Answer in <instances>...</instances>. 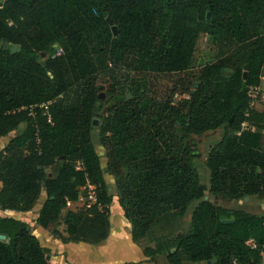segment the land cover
Here are the masks:
<instances>
[{
	"label": "trees",
	"instance_id": "1",
	"mask_svg": "<svg viewBox=\"0 0 264 264\" xmlns=\"http://www.w3.org/2000/svg\"><path fill=\"white\" fill-rule=\"evenodd\" d=\"M202 34L215 43L218 59L204 66L197 89L181 103L158 101L146 83L129 81L134 66L188 71ZM263 75L264 0H4L0 137L13 135L0 151V209L31 211L45 192L40 226L62 222L67 236L57 227L52 233L63 243L106 241L114 194L91 139L95 117L103 116V133L111 134L103 139L108 170L133 241L148 237L167 204L192 207L187 231L143 248L151 261L165 254L170 264H262L264 213L210 200L191 136L229 128L208 155L210 195L263 200L264 103L255 109L248 94ZM89 182L97 201L67 209ZM0 234L7 235L0 239V264H51V249L29 223L0 218Z\"/></svg>",
	"mask_w": 264,
	"mask_h": 264
},
{
	"label": "rangeland",
	"instance_id": "2",
	"mask_svg": "<svg viewBox=\"0 0 264 264\" xmlns=\"http://www.w3.org/2000/svg\"><path fill=\"white\" fill-rule=\"evenodd\" d=\"M4 0H0V4L3 3ZM218 59V52L215 43L210 39L208 34H202L196 43V49L193 57V62L191 67L188 71L184 73L178 72H170V73H157L153 71L149 67H141L138 68L131 67V76L129 81L132 82H141L146 83L147 90L150 95L154 96L158 101H164L167 99H171L174 105L178 104V102H182L184 99L189 97V91H195L197 89L196 84L201 81L200 74L202 69L205 65L211 64ZM223 74L226 76H231L233 74V70L224 68ZM243 74L245 70L242 71ZM129 82V83H130ZM101 89L99 90L100 95H105L107 92V87L102 80L99 81ZM254 87V86H251ZM249 87V89H251ZM258 90H255L254 94L256 95L255 103L252 105L255 109H261L264 103V75L261 77V85L258 86ZM188 91V92H184ZM94 120H97V124L94 125L92 132H91V139L93 144L101 158L102 165L105 169V178L109 185L112 186V193L114 194V200L117 199V191L115 188V179L113 175L110 174L108 170V163L110 162L109 152H108V145L103 142V139L108 141V137L110 132L106 131L103 133V124H104V117L97 116ZM25 123L19 126V130L25 128ZM248 127L253 130H260L255 126L248 125ZM229 128L227 126L219 127L214 130H209L202 135H192L191 136V143L193 148L196 150V154L199 156L197 159L198 162V170L199 174L202 178L203 183L207 187V194H209L210 200L215 202L220 206L227 207L229 209H241L243 203H239L240 200L243 199H234L230 197L224 198H216L210 195L209 187H210V170L207 165V159L211 147L217 144L223 137V135L228 132ZM262 131V138L261 143L264 146V131ZM15 133V132H14ZM10 135V134H9ZM13 135V133L11 134ZM7 139L1 140L0 143L6 142ZM149 164V162H148ZM90 187L81 188L80 191V199L78 201L71 202L68 204L69 210L80 211L87 207L90 201ZM46 198V193L43 192L40 199L38 200L36 206L39 207L40 204L44 202ZM114 211L112 214V223L114 225L115 221L117 220L116 214L118 212L117 208H121L119 203L114 204ZM35 206V207H36ZM244 209L250 213H262L264 212V205L263 208H260L259 201L255 198L251 200V203H247L244 206ZM191 214H192V207L188 208H173L172 204H167L165 207L164 212L157 218L155 223L153 224L152 230L147 238L142 239L138 244L144 248L145 246L151 245L156 237L158 236H169L175 237L179 232H185L189 229L190 222H191ZM57 227L62 233L65 232L66 226L60 222V224L56 226H52L49 231L53 235V229ZM118 227L121 228V225L118 224ZM113 227H111L112 229ZM52 244L55 242L51 239ZM83 249H81L82 252ZM55 251H57L55 249ZM80 251H77L74 256L63 254L60 258L56 255V253L51 249V264H94L93 258H88L87 256L81 258L79 255ZM136 256H134L135 258ZM73 261V262H71ZM159 264H170L165 257V254L161 256L159 259ZM203 264H206L205 262ZM264 264V262L262 263Z\"/></svg>",
	"mask_w": 264,
	"mask_h": 264
},
{
	"label": "crops",
	"instance_id": "3",
	"mask_svg": "<svg viewBox=\"0 0 264 264\" xmlns=\"http://www.w3.org/2000/svg\"><path fill=\"white\" fill-rule=\"evenodd\" d=\"M12 134V133H11ZM0 137V142L3 139H7L6 142L0 143V151L5 147V145L10 141L12 135ZM1 182H0V190H1ZM255 198L257 202L260 203V208H263L264 199H260L257 195H251L249 200L243 199L244 201L239 203H243L241 209H244V206L247 203H251V200ZM45 201V200H44ZM44 203V202H43ZM42 203V204H43ZM118 203V200H114L112 205V214L114 211V204ZM42 204L39 207H34L31 211H8V210H1L0 209V218H7V217H14L21 219L27 223H29L33 229L34 234L40 239L42 245L53 249L58 257H62L63 254L74 256L77 251L81 258L87 256L88 258H93L94 264H159V259L163 255H159L157 257V261H151L149 257H147L144 252L143 248L136 242L133 241L132 238V225L130 221L125 217L124 211L122 208H117L118 212L116 214L117 220L115 221L114 225L112 223V229L110 233V237L99 244H89V243H74L68 242L63 243L62 240L54 237L49 231L37 223L38 212L42 207ZM71 204V202L69 203ZM246 211V210H245ZM262 212L261 214H263ZM255 214V213H254ZM260 214V213H256ZM118 224L121 225V228L118 227ZM63 235L67 236L64 232ZM51 239L55 242L52 244ZM155 241L150 245L154 246ZM55 249L57 251H55ZM81 249L82 252H81ZM78 254V253H77ZM134 256H136L134 258ZM73 262V261H71ZM204 262H199L196 264H203ZM60 264V263H59ZM69 264V263H65ZM73 264V263H72Z\"/></svg>",
	"mask_w": 264,
	"mask_h": 264
},
{
	"label": "built area",
	"instance_id": "4",
	"mask_svg": "<svg viewBox=\"0 0 264 264\" xmlns=\"http://www.w3.org/2000/svg\"><path fill=\"white\" fill-rule=\"evenodd\" d=\"M61 51L58 52V54H60ZM258 86H254V87H251V89H249L248 91V94H249V97L251 99V106L255 103V98H256V95L254 94L255 90H258ZM41 107H45V111H44V114H48V111H47V104H42ZM33 109V107H32ZM34 114L33 112H31V115ZM248 123H244V126L245 128L248 127ZM83 188H86V187H90L92 192H90V201L87 205V207L91 206L92 204H94L96 201H97V186L92 184V183H87L86 185L82 186ZM81 187V188H82ZM81 197V196H80ZM79 197V199H80Z\"/></svg>",
	"mask_w": 264,
	"mask_h": 264
},
{
	"label": "water",
	"instance_id": "5",
	"mask_svg": "<svg viewBox=\"0 0 264 264\" xmlns=\"http://www.w3.org/2000/svg\"><path fill=\"white\" fill-rule=\"evenodd\" d=\"M108 21L112 25V30H113L114 34L117 35L118 34V27L116 25H113L112 19L110 17H108ZM18 47H19L18 45H15L13 50L16 51L18 49ZM244 70H245L244 79H246L247 78V73H248V65L245 66ZM100 97L105 98V95H100ZM97 123H98L97 120H94V125H96ZM206 199H208V196H206ZM245 199L249 200V196H247ZM240 201L243 202L244 200H240ZM231 221L232 220H223V222H231ZM0 239L1 240H6L7 239V235L6 234H0ZM47 258L50 259L51 255H48ZM207 264H212V261L209 260L207 262Z\"/></svg>",
	"mask_w": 264,
	"mask_h": 264
}]
</instances>
